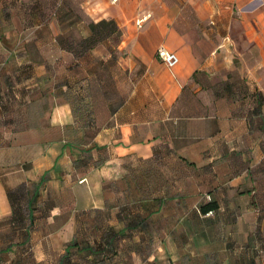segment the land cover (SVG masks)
Listing matches in <instances>:
<instances>
[{
    "label": "crops",
    "instance_id": "obj_1",
    "mask_svg": "<svg viewBox=\"0 0 264 264\" xmlns=\"http://www.w3.org/2000/svg\"><path fill=\"white\" fill-rule=\"evenodd\" d=\"M82 7L89 20L113 19L118 25L121 35L116 47L123 53L118 64L122 79L131 78V86L118 106L94 111V123L88 125L79 122L72 103L58 92L60 87L54 92L39 87L38 94L31 95L26 89L38 84L31 82L34 72L12 84L9 100L25 105L38 99L42 106L24 110L22 118L11 110L1 124L0 219L5 218L9 227L13 225L7 192L31 183L32 191L26 188V196H30L26 207L37 189L31 227L51 226L63 244L74 236L76 212L106 205L107 182L140 181L148 174L152 180L159 179V174L168 180L173 173H194L199 167L202 172L212 169L215 181L226 180L233 187L224 192L216 183L210 189L193 186L191 195H207L192 206L199 215L203 214L198 207L210 199L218 203L213 212L239 210L233 197L239 193L236 185L245 182L254 185L240 193L247 199L244 210L263 211L264 204L259 207L257 202L264 190L256 187L252 169L257 163L264 164V0H84ZM38 15L31 11L32 17ZM48 19V24L41 20L32 29L21 31L25 36L40 37L34 41L39 58L32 65L38 70L40 84L52 77L47 74L51 69L63 70L64 76L72 67L83 69L80 61L75 66L65 59L69 53L57 42L62 34L58 18ZM43 25L48 28L41 29ZM159 47L177 54L174 67L160 61L156 55ZM77 81L71 76L65 82ZM20 85L24 91L15 89ZM88 131L92 133L86 136ZM232 155L243 156L246 162L241 174L230 172ZM139 162L149 165L145 175L129 177L130 166ZM235 179L237 184L232 183ZM226 193L232 200H225ZM175 200L181 210L188 206ZM160 207L159 203L157 211ZM185 220L180 224L190 234L194 226ZM237 222H222L221 226H238L241 222ZM253 224L264 226V216L242 226ZM214 228L210 224L198 232L203 238L196 241L203 252V264H207L208 254L216 251L211 243L216 240ZM173 241L184 244V240ZM222 249L231 248L224 242ZM226 260L217 263L233 264ZM247 264L255 263L250 259Z\"/></svg>",
    "mask_w": 264,
    "mask_h": 264
},
{
    "label": "rangeland",
    "instance_id": "obj_2",
    "mask_svg": "<svg viewBox=\"0 0 264 264\" xmlns=\"http://www.w3.org/2000/svg\"><path fill=\"white\" fill-rule=\"evenodd\" d=\"M83 2L84 0H0V127L2 122L8 119L9 115L7 116V114H11V110L21 116L26 109L33 110L42 106L40 104L42 101H38V99L31 100L30 103L24 105L19 100L12 101L7 98L8 95L11 96L12 84L14 85L19 78H24L26 74L29 75L32 72L35 73V76L31 82H38V84L30 86L26 90L35 96L40 89L41 91L45 89L54 92L60 87L61 91L58 92H62L68 102L72 103L80 123L88 125L94 123L92 117L94 111L101 110L103 107H109L112 110L122 102L123 95L131 86V78L124 81L121 76L118 61L123 53L116 47L120 37L117 32L107 35L105 30H102L88 41H84L82 38L89 37L87 36L89 33L88 24L92 20H89L88 16L84 14ZM31 11L37 12L38 17H32ZM50 16L58 18L62 34L57 36V42L69 53V58L65 56V59H71L75 66L79 63L77 61H80L83 69L72 67L68 69L66 76L61 74L64 73L63 70L57 72L58 69H51L47 74L52 77L44 84H40L38 70L32 68L39 58L38 48L35 47L34 41L39 40L40 37L36 33H33L37 35L36 38L32 35L25 36L21 31L32 29L33 24L41 20L43 22L47 20L48 24L51 20L48 19ZM45 28H48V25L41 26V29ZM13 30L14 34H12ZM41 40L43 41L42 37ZM50 42L47 37L46 44L48 46H50ZM98 62L101 63L98 64ZM71 76L80 81L67 85L66 78ZM15 89L24 91L25 88L20 85ZM46 103L49 104V101ZM35 117L32 116V119ZM1 136L2 132L0 131V138ZM230 158L232 160L230 172H240L239 174H241L242 170H246V162L242 160L243 156L232 155ZM211 166L216 168L218 164H210ZM158 167V169H162V165ZM148 168L149 165L144 163H135L130 166L127 175L129 177L138 175L140 178L141 174L145 175L144 171ZM197 169L194 173L193 170L190 173L186 171L180 173V171L173 175L168 172L167 174L172 175L168 180L162 179L160 174H157L159 179L152 180L151 175L146 174L145 180L141 179L140 181L144 182L143 189L148 190L146 198L159 201L161 207L152 213L145 222H138L135 223L136 226H130L125 235L113 241L112 247L109 246L110 242H107L109 241L107 237L111 233L112 226L119 229L117 211L128 210L129 220L133 223L135 221L134 213L137 209H141L140 203L132 202L131 197L128 196V189L123 190L125 182L106 183L108 186L105 195L106 205L101 209L76 212L74 236H72V240L63 244L61 238L52 233V227H45V225L30 226V236H27L26 243H24L22 240L26 236L25 232L20 229L17 233L14 232L11 227L16 226L9 227L5 218L0 219V249L10 243L14 245L9 254L1 255L0 264H203V260H200L203 252L197 248L196 241L203 240L198 236V232L210 224L215 225L213 232H215L216 240L213 239L211 243L216 251L208 254L207 264H218L219 259L224 258L228 259L227 262L233 261V264H247L250 259L255 264H264V226L260 227L257 224L248 228L242 226L243 223H251L258 216H264V210L261 212H246L244 210L247 199L240 193L243 189L254 184L245 182L243 185H236L239 193L233 197V203L240 206L239 210L234 211L228 208L224 212H212L201 216L192 206L196 205L199 199L206 198L207 195H203L201 192V195H191V191H195L192 189L193 186L198 187L194 188L196 190L200 187L210 189L214 188L216 183L217 187L223 189L224 192L233 187H230L226 180L215 181L213 176L216 174H210L213 172L212 169H205L204 172L201 171V167ZM201 172L202 175H200ZM252 172L256 177V187L263 192L264 164L257 163ZM190 176L194 177L190 178ZM201 176L209 178L204 180L200 178ZM232 183L237 184L238 179L233 180ZM18 188V204L23 209L25 216L23 226L27 227L29 222L26 201L30 196H26V193ZM26 188L32 191L33 184L29 183ZM175 199L180 201V206L187 204L189 207L185 205V208L181 210ZM227 199L232 200L226 193L225 200ZM257 203L259 207L260 204H264V196L260 197ZM116 206V209L113 208ZM185 219H189V223L194 226V229H191L193 232L188 229L190 234H187V229L185 232V228L180 224ZM237 221L241 222L237 224L238 226L227 228L221 226L222 222L227 224L229 222L238 223ZM187 235H190V239L187 238ZM67 237L71 239L70 234ZM173 239L184 240V244H178ZM74 242L84 249L83 252H78L72 246L70 252L66 254L67 245L71 246ZM224 242L230 246V250L222 249ZM101 243L107 247L104 246L99 254L91 253L89 249L85 248L87 245L95 247ZM17 244H19L18 247H16ZM16 259L17 261H15Z\"/></svg>",
    "mask_w": 264,
    "mask_h": 264
},
{
    "label": "trees",
    "instance_id": "obj_3",
    "mask_svg": "<svg viewBox=\"0 0 264 264\" xmlns=\"http://www.w3.org/2000/svg\"><path fill=\"white\" fill-rule=\"evenodd\" d=\"M102 30H105V33L107 35H110L111 33H114V32H117L118 33V36L120 37L121 35V30L119 29L118 25L116 24V22L113 20V19H101L97 22H94V21H90L89 24H88V35L89 37H84L82 38L84 41H88L89 39H91V37L97 33H100L102 32ZM93 46V45H91ZM92 132H90V134H87L86 136H89L91 135ZM45 180V176L42 177L41 181L40 182H43ZM141 181V180H140ZM139 180L137 181H133L132 179H127V180H122L120 181L119 183H124V186L125 188H123V190L125 189H128V196L131 197L132 199V202L136 201V202H139L140 205H141V209H137L136 212L134 213V216L133 218H135V221L132 223L130 220H129V213H128V210H125L123 211L122 210H119L117 211V215H118V221L120 223L119 225V229L117 227H114L112 226L110 229V235L108 238L109 241H107L108 243L110 242L109 246L112 247V244H113V241L118 238V237H121L122 235H125L126 234V231L130 229V226H136L135 223H138V222H145L149 216L156 212L157 209L156 207L158 206L159 204V201L157 200H154V199H150L148 200L146 198V196H148V190H144L143 189V183H141ZM137 182V183H136ZM118 183V181H117ZM136 184V185H135ZM18 189H22V191H24L26 193V186L25 184H20ZM17 187L15 189H12V190H9L7 192V196H8V199L10 201V204H11V207H12V217H11V222L13 224V226H16L14 229H21L25 232V238L23 239L22 242L26 243V240H27V236L29 235V227L33 224V217H32V212H33V208H32V202L35 200L36 196H37V189L34 191L35 193L33 194L32 196V201H29L28 203V207H27V210H29V226H23L24 225V221H25V216H24V213H23V209L20 208L19 204H18V200H19V196L17 194ZM106 187V189L108 188L107 185L104 186V188ZM127 193V191H124ZM145 196V197H144ZM113 208H117L116 207H113ZM218 209V203L216 200H212L210 199L209 201L205 202V203H202L199 207H198V211L200 212V214H207L209 212H213V211H216ZM85 212V211H83ZM139 220V221H138ZM123 223V225H121ZM16 224V225H15ZM106 237V236H105ZM14 245L13 244H9L7 245L6 247L0 249V253L3 254H9L10 253V250L11 248L13 247ZM19 244L16 245V247H18ZM73 246V248H76L78 252H83V248L79 246L78 243L74 242L70 245H67L66 247V254L70 252L71 250V247ZM90 245H87L85 248L86 249H89V251H91V253H94L95 254H99L100 251L103 249V247H107L106 245L104 244H100V245H97L95 247H98L97 249L93 246L89 247ZM0 260H1V257H0ZM17 261V259L15 260ZM23 264H26V263H23ZM35 264V263H34ZM36 264H39V263H36ZM61 264V263H59Z\"/></svg>",
    "mask_w": 264,
    "mask_h": 264
},
{
    "label": "built area",
    "instance_id": "obj_4",
    "mask_svg": "<svg viewBox=\"0 0 264 264\" xmlns=\"http://www.w3.org/2000/svg\"><path fill=\"white\" fill-rule=\"evenodd\" d=\"M115 1V0H112ZM141 20H138L137 23L139 24ZM157 57L160 59L168 67H174L178 63V56L174 52H170L163 47H159L156 51Z\"/></svg>",
    "mask_w": 264,
    "mask_h": 264
}]
</instances>
